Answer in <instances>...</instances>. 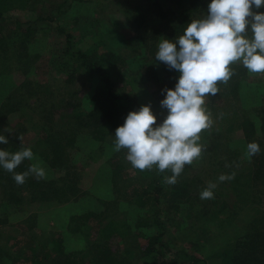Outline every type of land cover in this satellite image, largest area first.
Returning a JSON list of instances; mask_svg holds the SVG:
<instances>
[{"label":"rangeland","instance_id":"obj_1","mask_svg":"<svg viewBox=\"0 0 264 264\" xmlns=\"http://www.w3.org/2000/svg\"><path fill=\"white\" fill-rule=\"evenodd\" d=\"M80 1L73 0L70 4L72 0H30L24 10L18 9L12 13L15 18H19L24 23L38 17H53L51 22L41 21L36 24L37 40L34 41L32 52L34 54L40 52L41 57L30 74L33 81H52L54 68H58L53 67V64L62 62L66 38L57 31V27H67L74 34L73 46L83 51L91 48L92 55L96 54L93 52L94 49H97L98 54H105L109 48H117L116 33H126L125 36L130 41L138 37V33L129 31L128 18L134 7L132 1ZM160 1L163 5L178 3V0ZM64 2L66 5L64 4L61 8ZM64 11L66 13H63ZM76 18L80 19L76 21ZM161 22L160 20L151 22L147 32L155 36L153 32L160 31L157 35L163 40L166 34L161 30L163 25ZM0 28L9 34L8 40L14 47L16 38L13 37V31L16 26L0 23ZM96 33L99 34L97 38L93 37ZM122 36L124 37V34ZM145 45H149V41L148 44L144 42L139 48L142 49L140 57L144 58L142 60L144 62L129 58L124 66L125 70L123 69L122 73L118 70L121 76L116 74L111 78L116 83L117 91L126 92L136 98L141 107L151 105L153 114L157 117L156 126H159L166 119L168 110L162 107L161 101H158L152 93L153 88L143 80L154 60V58L151 60L145 57L147 51L144 48ZM155 45L158 47L157 42ZM3 59L6 60V58ZM3 59L0 53V71L3 67ZM231 68L238 72V80L241 82L239 94L237 97L227 95L206 97L205 107L211 113L213 124L211 128L200 134L199 143L203 146L200 158L193 161L191 165H185V169L190 172L188 180L195 196L194 213L191 216L188 211H178L176 208L171 211V208V212H163L161 215L160 222L164 225L165 232L162 240L170 244L169 254L177 260L175 261L177 264H191L190 259H187L184 254H188V257L194 255L204 259L207 255V246L217 249V245L223 247L226 244L228 236H231L230 242L241 237L246 233L250 219H258L262 212L264 214V188L256 184L261 182L255 181L251 186L245 187L247 180L242 174L249 170L248 161L254 156H247L248 140L240 127L243 117L257 121L259 111L264 108V74L250 73L242 63L233 64ZM56 72L59 74L61 69L58 68ZM87 78L83 76L80 85L81 96L95 94L97 79L88 81ZM13 79L14 83H21L20 76L14 77L13 74ZM10 89L9 82L2 80L0 72V104L7 99L8 94L4 92ZM87 102L84 108L93 109V101L88 99ZM90 102L91 104L88 105ZM44 113L46 108L43 106L40 115L30 121L11 114L5 118L4 124L9 130L21 123H26L24 128L31 126L35 129L40 124L39 118L41 120L46 116L51 119ZM64 114L69 117V114L65 112L62 116L57 114V120L55 116V121L51 125L60 127L68 119ZM223 118L224 124L220 128ZM43 122L48 124V119ZM97 124L93 131L106 126L105 123ZM102 131H107V128H102ZM25 138L32 140L35 134L32 131ZM115 140V134H112L104 143L94 141L91 136L82 141V143L85 142L83 146H86V150L85 153L80 154L79 158H76V168H74L75 172L81 176L80 184H75V188L78 187V193L69 195L71 196L69 202L46 204L27 199L26 203L19 206L7 205L0 194V264H31V260L36 255H42L43 252H53L52 259L58 260L59 264H66L71 258L78 264H89L87 261L102 251L99 245L104 243L106 246H103V251L109 249L118 257H127L130 264L151 263L152 260L145 258L142 250H145L148 243L147 238L158 235L159 232L152 227L153 212L149 204L141 208L138 203L132 204L127 201V196L139 187L133 184L134 179L131 178L135 168L127 167L122 175L125 182L119 183L117 187L111 181L109 161H114L117 154L122 155L120 151L115 150ZM123 154L125 157L127 150ZM258 155L260 158L263 157L262 161H264V142L260 145ZM31 162L37 164L39 161L34 157ZM233 173H235L234 179L223 182L219 180L221 175L230 176ZM50 175L52 178H58L61 174L54 169L50 173L45 172V178ZM240 175L242 178L238 180ZM180 179L181 177H178L177 182H180ZM212 183L217 185L213 189V198L201 199V192ZM234 188H240L241 192H235ZM247 195L249 199L246 200ZM216 201L218 205L225 206V211L218 217L214 215ZM92 212L101 215L98 222L102 226L112 221L118 228L116 233L105 238L108 239L107 241L96 232L97 221L93 216L88 215ZM90 228L95 229L90 231ZM58 240H62L61 252L56 249ZM39 260L40 264H53L48 259L39 257ZM200 264H215V262L204 259Z\"/></svg>","mask_w":264,"mask_h":264},{"label":"trees","instance_id":"obj_2","mask_svg":"<svg viewBox=\"0 0 264 264\" xmlns=\"http://www.w3.org/2000/svg\"><path fill=\"white\" fill-rule=\"evenodd\" d=\"M29 1L0 0V23L14 24L16 26L13 31V37L16 38L14 47L8 40L9 34H6L5 30L0 28V53L2 59L6 58V60L3 59L5 62H2L1 78L3 81H8L11 87L10 90L4 92L8 94L7 99L0 104V135L6 137L9 141L8 144L0 143V150L15 153L23 148H31L34 157L39 161V165L44 168L46 173H50L54 169L61 175L58 178H52L50 175L46 178L38 179L35 174H31V176L26 177L23 185H19L13 179V172H8L3 167H0V194L5 204L18 206L26 203L27 199L46 204L71 201L69 200L71 199L69 195L78 193V187L75 188V184H80L81 179L80 174L76 173L74 168H76V158H79L80 154L85 153L86 150V146H83L85 142L82 143V141L91 136L94 141L104 143L110 135L115 134L118 127L125 123L126 117L130 112L139 111L141 108L136 98L131 97L126 92L121 93L116 90V83L111 77L116 74L121 76L129 58L139 59V62L142 61L144 58L140 57V52L142 51V49H139L142 47L140 45L144 42L148 44L149 41V45L144 47L147 50L145 57L151 60L154 58V60L151 62L150 68L147 69L146 78H143V80L149 87L153 88L152 93H154L158 101L165 99L167 93L163 90H174L180 73L178 70L170 69L167 64L155 58L158 51L155 43L157 42L159 45L162 40L157 35L160 31H157V33L154 31L153 34L155 36H152L147 30L151 22L160 20L163 22L161 30L166 34L165 39L175 41L184 34L187 25L193 20H198L208 15L211 3V0H178L175 5H163L160 0H128L134 4L128 18L129 31L138 33V37L134 41H130L126 38V33H116L115 41L118 47L109 48L105 54H98L96 52L97 49H94L93 52L96 53L94 55L91 54V48L88 51L76 49V46H73V32L65 26L57 27V31L66 38L64 60L62 59V62L58 64H53V67L60 68L61 72L57 74L58 68H54L52 81L42 80L40 82L33 81L30 76L33 66L41 57L40 52L35 54L32 52L34 41L37 40L35 37L36 24L41 21L51 22L53 17H38L25 23L19 18H15L12 13L18 9L24 10ZM71 3H73V0ZM64 4L66 5V2L62 4L61 8ZM253 11L264 13V7L256 9L253 6ZM63 13H66V11ZM77 19L80 18H76V21ZM122 34H124V37ZM97 36L99 37L98 33L93 37L97 38ZM249 36H251L250 25ZM177 49L179 50V45H177ZM232 71L233 76L231 79L227 83H218L219 92L212 97H224V95L237 97L241 82L238 80L237 70L232 69ZM13 74L14 77L15 75L21 77L20 84L14 83ZM83 76H87L88 81L97 79L98 84L94 95H80V85ZM88 99L93 101V109L84 108L88 103ZM90 104L91 102L88 105ZM43 106L46 108V113L44 114L48 117L50 116L51 119L46 116L41 118V120L39 118L38 122L40 124L35 129L31 128V126L30 128H24L26 123H21L9 130L7 125L4 124L5 118L11 114L25 121H30L40 115ZM64 112L68 113L69 117L64 114L65 118L67 119L68 117V119L60 125L62 130L59 126H52L51 124L55 121L54 117L56 116L57 120V114L62 116ZM256 118L258 123L248 119V117H243L240 121V127L245 132L248 144L257 141L261 145L264 142V108L259 111ZM47 119L48 124H45L43 121ZM99 122L100 124L105 123L106 126L93 131ZM221 123L220 128L223 127L224 118ZM102 128H107V131L103 132ZM32 131L35 134V138L27 140L25 136ZM20 136L23 137L22 142L18 138ZM125 150L127 149H121L122 155L118 156L117 154L113 159L114 161H109L111 181L116 187L119 183L125 182L122 175L127 167L133 168L131 162L126 159L127 154L123 157ZM262 158L256 154L254 158H250L251 160L248 161L249 165L247 168L249 170L242 174L247 180L245 187H249L255 181H258L261 183L256 184H260L264 188V161H262ZM31 161L25 159L15 169V173L27 172L30 165L33 164ZM185 167L179 176L181 181L176 182L174 185H169L165 182V177L172 175L170 170L160 173L155 167L144 171L135 168L131 177L134 179L133 184L139 187L127 196V201L132 204L138 203L141 208L147 207L149 204L153 212L152 227H155L157 232H159L158 235H152L147 238L148 243L145 250H142L144 257L153 261L150 264H177L175 262L177 260L169 254L170 244L162 240L165 232L164 225L160 221L163 212H168L171 208V211L173 208L178 209V211H188L191 216L194 213L195 196L188 180L190 172ZM242 175L239 176L238 180L242 178ZM239 189L234 188L233 190L239 193L241 192ZM247 199H249V195H247ZM218 204V201H216L217 207H215L216 210L214 211L216 217L225 211V206ZM88 215L90 217L93 216L97 221L96 229L90 228V231L95 229L104 240L107 241L108 239L105 238H109L118 231L112 221L108 225L102 226V224H99L98 219L101 218V215L99 216L94 212ZM255 216L254 218L257 217ZM201 231L206 237L204 231ZM87 236L88 233L86 234ZM230 238L231 236H228L223 247L217 245V249H214L212 246H207V255L204 259L212 260L215 264H264L263 212L260 218L250 219L249 227L241 237L235 238L231 242ZM61 241L58 240L56 244L58 252L63 250ZM103 246H106V244L99 245L102 251L98 252L97 255H93V258L91 257L87 261L89 264H130L127 257L120 255L118 257L112 251L110 252L109 249H104L103 251ZM184 255L187 259H190L191 264H200L204 261L203 258H197L194 255L189 257L188 254ZM39 257L48 259L53 264H59L58 260L52 259L53 252H43L42 255H36L31 260V264H40ZM66 264L78 263L71 258Z\"/></svg>","mask_w":264,"mask_h":264},{"label":"clouds","instance_id":"obj_3","mask_svg":"<svg viewBox=\"0 0 264 264\" xmlns=\"http://www.w3.org/2000/svg\"><path fill=\"white\" fill-rule=\"evenodd\" d=\"M264 7V0H211L209 13L187 25L184 34L175 41L163 39L155 58L180 73L175 89H165L162 107L168 110L163 123L151 105L130 112L125 123L115 132V150L127 149L126 159L140 171L157 168L160 173L170 170L165 182L174 185L184 170L200 158L203 146L201 133L212 127L211 113L205 107L206 97L219 92L218 83H227L233 76L231 65L242 63L250 73L264 74V13L253 11ZM249 25L251 36H249ZM179 45V50L177 49ZM23 141V137H18ZM0 143L8 144L0 135ZM260 152V145H247V156ZM33 160L31 148L15 153L0 150V167L13 172V179L23 185L30 174L45 178V170L38 163L27 172L15 173L25 160ZM221 175L219 180L234 179ZM212 183L200 194L201 199H212Z\"/></svg>","mask_w":264,"mask_h":264}]
</instances>
